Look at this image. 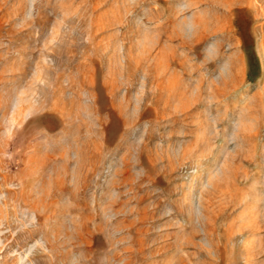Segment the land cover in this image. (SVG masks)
<instances>
[{
	"label": "rangeland",
	"instance_id": "rangeland-1",
	"mask_svg": "<svg viewBox=\"0 0 264 264\" xmlns=\"http://www.w3.org/2000/svg\"><path fill=\"white\" fill-rule=\"evenodd\" d=\"M0 264H264V0H0Z\"/></svg>",
	"mask_w": 264,
	"mask_h": 264
}]
</instances>
